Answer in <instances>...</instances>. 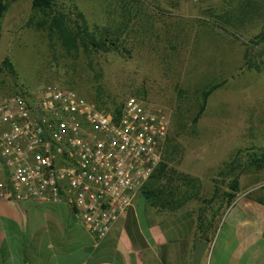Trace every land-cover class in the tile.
Returning <instances> with one entry per match:
<instances>
[{
	"label": "rangeland",
	"instance_id": "374dc122",
	"mask_svg": "<svg viewBox=\"0 0 264 264\" xmlns=\"http://www.w3.org/2000/svg\"><path fill=\"white\" fill-rule=\"evenodd\" d=\"M32 1L9 0L0 21V97L56 84L107 110L145 99L170 120L163 160L199 181L184 210L209 218L233 179L264 202V168L247 158L264 148V0H54L71 30L119 34L98 51H66Z\"/></svg>",
	"mask_w": 264,
	"mask_h": 264
},
{
	"label": "built area",
	"instance_id": "2783aa9c",
	"mask_svg": "<svg viewBox=\"0 0 264 264\" xmlns=\"http://www.w3.org/2000/svg\"><path fill=\"white\" fill-rule=\"evenodd\" d=\"M164 110L135 96L114 113L72 88L0 97V199L64 203L99 241L163 161Z\"/></svg>",
	"mask_w": 264,
	"mask_h": 264
},
{
	"label": "crops",
	"instance_id": "0c3cea01",
	"mask_svg": "<svg viewBox=\"0 0 264 264\" xmlns=\"http://www.w3.org/2000/svg\"><path fill=\"white\" fill-rule=\"evenodd\" d=\"M250 193L220 209L209 242L185 206L158 211L143 199L138 207V194L99 241L64 203L0 199V264H192L196 240L209 244L200 264H264V202Z\"/></svg>",
	"mask_w": 264,
	"mask_h": 264
},
{
	"label": "trees",
	"instance_id": "16d2710c",
	"mask_svg": "<svg viewBox=\"0 0 264 264\" xmlns=\"http://www.w3.org/2000/svg\"><path fill=\"white\" fill-rule=\"evenodd\" d=\"M8 1L9 0H0V21L7 10ZM52 2H54V0H33L32 7L34 11L43 13L48 17L49 21L47 28L49 32L56 35L66 51L74 50L79 43L85 49L91 50L92 48L93 51H98L101 48L106 49V42L108 43V41H110L109 44L111 48L116 49L118 46L119 34H114V39L104 40L91 36L85 29L84 32L80 31L78 28L76 31L71 30L64 13L58 12L57 15L53 13L54 15L51 16ZM256 40L258 43L264 42V31L256 37ZM2 67L13 72V68L7 59L2 62ZM209 93L210 92H207L205 96H208ZM99 106L102 107L101 105ZM120 109L119 107L109 110L114 113H119ZM247 158L248 166L264 168V148L247 155ZM236 164L232 162V164L226 165L224 173L222 172L220 176L226 177L229 175ZM198 182V179L195 177L170 169L163 160L155 169L147 184L140 190V194L151 208L158 211H176L185 206L192 199L198 197ZM227 188L228 191L221 197L217 211H213L209 218H207L202 211L198 214L196 232L199 239L209 242L208 234L211 233L210 226L212 225L213 219L221 208L228 207L235 200L239 192L238 179H233Z\"/></svg>",
	"mask_w": 264,
	"mask_h": 264
},
{
	"label": "water",
	"instance_id": "95a60500",
	"mask_svg": "<svg viewBox=\"0 0 264 264\" xmlns=\"http://www.w3.org/2000/svg\"><path fill=\"white\" fill-rule=\"evenodd\" d=\"M209 244L202 240H196L192 254V264H200V261L206 253Z\"/></svg>",
	"mask_w": 264,
	"mask_h": 264
}]
</instances>
